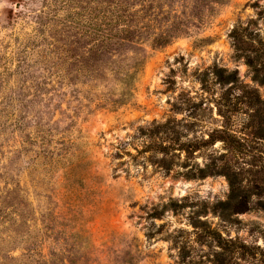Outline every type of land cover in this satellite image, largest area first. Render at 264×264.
<instances>
[{
	"label": "rangeland",
	"instance_id": "1",
	"mask_svg": "<svg viewBox=\"0 0 264 264\" xmlns=\"http://www.w3.org/2000/svg\"><path fill=\"white\" fill-rule=\"evenodd\" d=\"M0 264H264V0H0Z\"/></svg>",
	"mask_w": 264,
	"mask_h": 264
},
{
	"label": "trees",
	"instance_id": "2",
	"mask_svg": "<svg viewBox=\"0 0 264 264\" xmlns=\"http://www.w3.org/2000/svg\"><path fill=\"white\" fill-rule=\"evenodd\" d=\"M241 35L238 32V29H234L231 32L232 38H239ZM140 138L144 139L143 141L147 142V147L151 151L160 153L163 157H168L169 155H172L173 157L177 156L175 155L176 151L178 153L181 152V150H195L197 148L196 145H183L179 143V139L181 137V132L176 129L173 125H170V121H167L166 123L162 125L154 126V124L151 125V127L148 130H145L144 132L140 131L137 134ZM209 139V138H208ZM214 142L213 138H210L205 143L212 145ZM171 159V158H170ZM171 166L173 165L172 161L170 164L166 163V170H170ZM213 171L208 170L205 171L203 168L197 167L194 173L189 171V173L185 174L186 179H202L208 175H213Z\"/></svg>",
	"mask_w": 264,
	"mask_h": 264
}]
</instances>
